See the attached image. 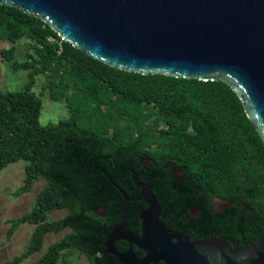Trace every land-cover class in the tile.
Returning a JSON list of instances; mask_svg holds the SVG:
<instances>
[{
  "label": "trees",
  "instance_id": "obj_1",
  "mask_svg": "<svg viewBox=\"0 0 264 264\" xmlns=\"http://www.w3.org/2000/svg\"><path fill=\"white\" fill-rule=\"evenodd\" d=\"M4 39L25 41L22 62L15 60L16 46L0 55L28 79L21 91L0 90V171L26 163L17 196L44 181L34 207L5 222L8 241L23 224L33 229L24 250L4 264L22 263L48 234L60 233L32 264H71L76 252L88 264H120L105 242L122 217L133 230L144 208L131 172L150 185L164 213L196 205L207 220L213 197L264 200V144L224 83L114 69L62 41L41 20L0 4ZM39 76L50 100L65 101L68 118L40 125L42 102L32 90ZM170 164L184 169L187 182L173 180ZM59 211L65 214L49 219Z\"/></svg>",
  "mask_w": 264,
  "mask_h": 264
},
{
  "label": "water",
  "instance_id": "obj_2",
  "mask_svg": "<svg viewBox=\"0 0 264 264\" xmlns=\"http://www.w3.org/2000/svg\"><path fill=\"white\" fill-rule=\"evenodd\" d=\"M47 24L62 41L114 69L202 82L238 97L264 144V0H0ZM141 232L123 218L105 252L120 264H264V235L238 250L220 239L191 241L160 220L151 187L133 172ZM117 241L129 247L119 252ZM134 245L144 255L133 253Z\"/></svg>",
  "mask_w": 264,
  "mask_h": 264
},
{
  "label": "rangeland",
  "instance_id": "obj_3",
  "mask_svg": "<svg viewBox=\"0 0 264 264\" xmlns=\"http://www.w3.org/2000/svg\"><path fill=\"white\" fill-rule=\"evenodd\" d=\"M12 46H16L15 60L22 62L25 59L26 51L25 41L23 40L17 44H12L5 39L0 40V54L1 51L7 50ZM27 73L23 69L14 71L8 62L2 60L0 55L1 91L18 92L23 90L28 79ZM44 85V77L39 76L32 89L42 102L39 123L43 126L56 124L58 121L69 117L65 101L56 102L50 100L47 90L43 88ZM25 164L24 161H18L0 171V264L10 261L24 250L33 229V226L23 224L17 229L10 241L6 239L8 226L5 222L28 213L34 207L36 195L44 184L43 180H38L30 192L23 193L20 196L15 194L16 190L22 185ZM64 214L65 211H59L50 215L49 219H57ZM63 234H48L44 239L42 249L20 264H32L37 261L46 252L49 244L60 239ZM69 262L71 264H88L87 259L77 252L70 256Z\"/></svg>",
  "mask_w": 264,
  "mask_h": 264
},
{
  "label": "flooded vegetation",
  "instance_id": "obj_4",
  "mask_svg": "<svg viewBox=\"0 0 264 264\" xmlns=\"http://www.w3.org/2000/svg\"><path fill=\"white\" fill-rule=\"evenodd\" d=\"M145 161L149 162L150 160ZM145 161L141 160V163L147 167L148 164L144 163ZM169 166L174 181L179 178L182 183L187 182L184 169L176 168L173 164ZM207 206L212 213V216L208 217L207 220H204L203 212L198 206L188 204L175 206L168 213H164L160 208L159 220L171 227L169 228L164 224L167 228L182 233L191 241L220 239L230 247L238 250L250 248L264 235V200L259 201L256 198L253 199L251 195L240 194L228 200L213 197L212 200L207 202ZM145 208L144 204V208L138 213V221L134 224L133 230L129 229L124 222L126 228L137 236L141 232L139 214ZM100 214L102 216L106 215L104 209ZM122 218L125 221V217ZM115 246L119 252H124L128 249L129 244L125 241H117ZM134 248L137 249L132 245V251ZM139 251L142 253L141 257H143L144 253L141 250ZM133 253L136 254L134 251Z\"/></svg>",
  "mask_w": 264,
  "mask_h": 264
}]
</instances>
